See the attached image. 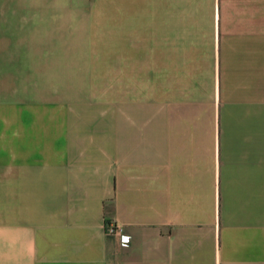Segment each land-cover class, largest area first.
Returning <instances> with one entry per match:
<instances>
[{
	"label": "crops",
	"instance_id": "0c3cea01",
	"mask_svg": "<svg viewBox=\"0 0 264 264\" xmlns=\"http://www.w3.org/2000/svg\"><path fill=\"white\" fill-rule=\"evenodd\" d=\"M21 1L0 0V264H264V0ZM51 67L121 94L51 108Z\"/></svg>",
	"mask_w": 264,
	"mask_h": 264
},
{
	"label": "rangeland",
	"instance_id": "374dc122",
	"mask_svg": "<svg viewBox=\"0 0 264 264\" xmlns=\"http://www.w3.org/2000/svg\"><path fill=\"white\" fill-rule=\"evenodd\" d=\"M55 6V10H72V4H51V9ZM59 6V7H58ZM19 10L25 9L23 1L19 0ZM61 68L51 67L50 81L43 84H34L40 87V90L48 93L51 108L57 107L59 104L65 103L66 106L82 101H104L109 95V92L114 94H121L122 84H108L105 82H86L75 81L85 78L77 75L81 68H66V75L57 74ZM127 91L137 92V84H125ZM42 88V89H41ZM37 91H35L36 95Z\"/></svg>",
	"mask_w": 264,
	"mask_h": 264
},
{
	"label": "built area",
	"instance_id": "2783aa9c",
	"mask_svg": "<svg viewBox=\"0 0 264 264\" xmlns=\"http://www.w3.org/2000/svg\"><path fill=\"white\" fill-rule=\"evenodd\" d=\"M106 232L108 235H119L121 246L124 248L129 247L131 243V237L125 234H122L121 227L117 226L115 222L107 221L106 222Z\"/></svg>",
	"mask_w": 264,
	"mask_h": 264
}]
</instances>
